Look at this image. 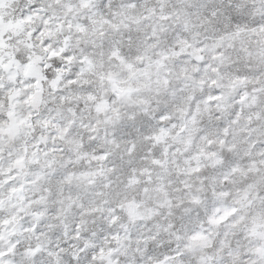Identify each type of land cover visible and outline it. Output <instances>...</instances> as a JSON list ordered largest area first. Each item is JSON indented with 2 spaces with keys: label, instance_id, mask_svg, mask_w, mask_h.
<instances>
[{
  "label": "snow or ice",
  "instance_id": "1",
  "mask_svg": "<svg viewBox=\"0 0 264 264\" xmlns=\"http://www.w3.org/2000/svg\"><path fill=\"white\" fill-rule=\"evenodd\" d=\"M0 264H264V0H0Z\"/></svg>",
  "mask_w": 264,
  "mask_h": 264
}]
</instances>
